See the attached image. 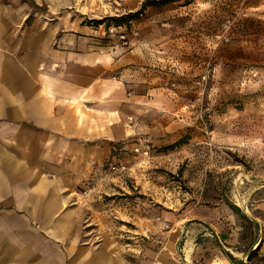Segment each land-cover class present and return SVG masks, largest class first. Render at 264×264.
<instances>
[{
  "label": "crops",
  "instance_id": "obj_1",
  "mask_svg": "<svg viewBox=\"0 0 264 264\" xmlns=\"http://www.w3.org/2000/svg\"><path fill=\"white\" fill-rule=\"evenodd\" d=\"M119 1L34 0L48 12L31 23L26 7L0 0V264H187L189 246L201 264L229 261L192 244L220 239L205 222L164 232L155 218L168 215L111 194L128 119L144 103L103 30L138 10ZM257 53L261 71L264 36ZM227 141L259 158L264 189V118Z\"/></svg>",
  "mask_w": 264,
  "mask_h": 264
},
{
  "label": "rangeland",
  "instance_id": "obj_2",
  "mask_svg": "<svg viewBox=\"0 0 264 264\" xmlns=\"http://www.w3.org/2000/svg\"><path fill=\"white\" fill-rule=\"evenodd\" d=\"M4 1L26 7L31 23L48 12L34 0ZM133 1L135 19L118 15L103 26L131 73L129 95L144 99L115 155L114 167L126 171H114L122 184L111 194L168 215L155 218L164 232L182 219L188 226L205 222L207 233L216 231L220 239L198 234L191 241L210 250L209 260L264 264L260 161L227 141L264 118V70L257 53L264 0ZM191 253L189 246L186 263L201 264Z\"/></svg>",
  "mask_w": 264,
  "mask_h": 264
},
{
  "label": "built area",
  "instance_id": "obj_3",
  "mask_svg": "<svg viewBox=\"0 0 264 264\" xmlns=\"http://www.w3.org/2000/svg\"><path fill=\"white\" fill-rule=\"evenodd\" d=\"M112 170L119 173H124L126 171V167L125 166L112 167Z\"/></svg>",
  "mask_w": 264,
  "mask_h": 264
},
{
  "label": "trees",
  "instance_id": "obj_4",
  "mask_svg": "<svg viewBox=\"0 0 264 264\" xmlns=\"http://www.w3.org/2000/svg\"><path fill=\"white\" fill-rule=\"evenodd\" d=\"M127 16H129V17H128V19H130V20H133V19H135V18H136V16H137V15H134V16L127 15ZM121 20H124V18H123V19H121ZM121 20H120V21H121Z\"/></svg>",
  "mask_w": 264,
  "mask_h": 264
},
{
  "label": "bare ground",
  "instance_id": "obj_5",
  "mask_svg": "<svg viewBox=\"0 0 264 264\" xmlns=\"http://www.w3.org/2000/svg\"><path fill=\"white\" fill-rule=\"evenodd\" d=\"M248 214H250L249 212H247Z\"/></svg>",
  "mask_w": 264,
  "mask_h": 264
}]
</instances>
